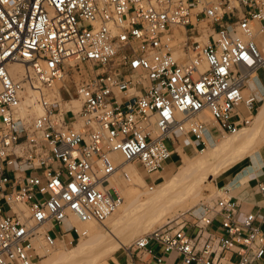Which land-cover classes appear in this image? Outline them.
Here are the masks:
<instances>
[{"label":"built area","instance_id":"obj_1","mask_svg":"<svg viewBox=\"0 0 264 264\" xmlns=\"http://www.w3.org/2000/svg\"><path fill=\"white\" fill-rule=\"evenodd\" d=\"M258 70L264 0H0V264H36V242L54 248L63 224L80 237L72 217L104 223L123 200L116 183L130 180L124 165L151 177L170 158L166 140L203 149L249 124ZM28 90L39 114L20 113ZM228 191L214 186L135 237L126 264L131 251L260 264V218H238Z\"/></svg>","mask_w":264,"mask_h":264},{"label":"rangeland","instance_id":"obj_2","mask_svg":"<svg viewBox=\"0 0 264 264\" xmlns=\"http://www.w3.org/2000/svg\"><path fill=\"white\" fill-rule=\"evenodd\" d=\"M260 75L261 78L264 79L262 72H260ZM69 87L72 88L73 83L70 82ZM262 98L258 102L257 108L262 103ZM239 108L242 113L245 112L242 106ZM255 113L253 115H255ZM253 121L254 116L251 122L243 127L250 128ZM254 130L256 134L254 137L249 138L250 141L247 140L239 143L231 149L219 151L210 161L201 166L192 165V162L188 163V161L194 159V157L199 158L201 156L199 153H205L210 145H213L215 142L227 140L236 133H228L224 137H220L216 141L209 143L210 145L208 144L203 149L201 146H199L197 150L192 148V151L189 154L181 152V161L176 163V165L170 169L165 166L162 170L154 172L151 177L146 176L139 163L124 165V169L126 171H128V168L130 167L135 168L137 170V174H139L142 178V183H140V185L134 184L131 176L129 182L119 180L120 184L118 187L123 199L119 207L124 205L123 213L121 215H117L116 210H118V207L114 213L111 214L109 217L110 219L107 218L104 223L97 224L90 222V229L88 230L85 226L77 224L79 229L87 230L86 235L80 237L74 236L70 244L65 243L66 240H56L57 243L55 247L52 248L49 253L42 255L37 260L36 264H66L65 262L54 263V258H52L53 260L51 259L53 262H50L49 258L53 253L54 255L59 253L69 254V252H71L69 251L70 249L76 247L82 242L86 243L84 245L85 249L81 251L80 256L70 257L69 255L67 257L69 264H108L107 261L109 257L117 249L126 247L138 235L165 223L167 220L174 218L179 213L187 215L191 210H193L196 204L203 199L209 191H213L214 177L219 172L222 164L225 163V158L242 152L250 144H253V142L255 143L253 149L254 152L264 142V120L262 124ZM166 144L169 148L173 147L170 140H166ZM250 154L245 157V160L251 157ZM170 159L171 158H168L167 161H170ZM238 164L235 166H238ZM22 168L27 170L26 167ZM178 170H181V177L177 182H175L173 188L167 193L165 199L157 197V193L160 189L156 188V185L163 182L170 174ZM189 205L191 206L189 207ZM105 225L108 226L107 230L104 228ZM89 231L92 235L94 234L92 238H97L96 236L99 234L97 232H101L98 237V241H89L91 240L88 235ZM118 241H121L122 244L117 245ZM112 245L116 247L108 251L105 250Z\"/></svg>","mask_w":264,"mask_h":264},{"label":"crops","instance_id":"obj_3","mask_svg":"<svg viewBox=\"0 0 264 264\" xmlns=\"http://www.w3.org/2000/svg\"><path fill=\"white\" fill-rule=\"evenodd\" d=\"M260 72H262V75L264 76V70H258L255 75L256 79L252 78L249 82L250 87L253 89L254 93L259 99H261L264 95V79L261 78ZM263 106L264 97L262 98V103L254 115V120H256L261 114ZM263 120L264 117L258 122L256 127L260 126ZM245 128L246 127H241L235 133H243L241 130H244ZM255 134L256 133H254V135ZM178 139V142L174 143L173 147L170 148V161H166L165 164V166H167L169 169L181 161V152L189 154L191 153L192 148L197 150L199 147V142L193 139L188 140L183 137ZM215 144L216 142L213 145H209L214 146ZM235 146L237 145H234L233 147ZM254 146L255 143L253 142V144H250L245 150L236 154L231 160L223 163L219 169V172L214 177L213 185L216 187H227L229 189V195L235 198L238 202V218L244 217L245 213L249 211L256 212L260 218L259 227L264 234V195L259 193L257 190V182L259 180H264V142L257 148L256 151L253 152ZM233 147H230L229 149ZM249 154L251 157L245 160V157ZM237 164L238 166H235ZM163 182L157 184L156 186L161 185ZM55 230L57 233H63V241L67 239H73L74 236H76L66 224H63L60 229L56 228ZM57 240L60 239L58 238ZM154 248L156 253L159 254L161 252L159 247ZM130 256L136 257L137 264H158L152 256H143L140 252L131 251ZM230 257L232 260L237 259L235 254L227 253L226 258ZM128 258L129 254L126 252V250L124 248H120L109 257L107 262L108 264H126ZM180 261V256L173 252L164 256L162 262L159 264H180ZM225 264L231 263L225 262ZM260 264H264V261L260 262Z\"/></svg>","mask_w":264,"mask_h":264},{"label":"bare ground","instance_id":"obj_4","mask_svg":"<svg viewBox=\"0 0 264 264\" xmlns=\"http://www.w3.org/2000/svg\"><path fill=\"white\" fill-rule=\"evenodd\" d=\"M9 70H10L12 76H17L18 74L21 73V71L23 70V68H22V66L20 64L14 63V64H12L9 67ZM253 79H256V77L253 76ZM27 92L28 93L24 96V99H23V102H22V107L20 109V113H22V114H26V113L39 114L42 111V108L36 102L37 93L35 91H32V90H28ZM72 104L74 106H76V107H78V105H79L78 101L77 100H74V99L72 100ZM263 117H264V106L262 108L261 114L258 116V118L256 120L253 121V124H252V126L250 128L248 127V128H245L244 130H241V131H243V133L242 132H238L235 135L231 136L227 140H223V141L216 142V144L214 146H210L206 150L205 153H202V154L199 153V155H201L199 158L194 157V159L189 160L188 163L189 162H192V165L193 164L194 165H200V166L201 165H204L206 162L210 161L216 155V153H218L219 151L227 150L230 147H233L234 145H238L239 143L244 142V141H247V140L250 141L249 138H252L253 137V135L255 133V130L254 129H255L256 125L258 124V122ZM239 129L235 130L233 133H235ZM229 134H232V133H229ZM208 144H209V142H208ZM234 156L225 158L224 159V162L231 160ZM127 172H128L129 177L130 176L132 177V182L134 184H139L140 185V183H142V180H141L142 178H141V176L139 174H137L135 168H131L130 167V168H128V171ZM180 177H181V170H178V171L173 172L172 174H170L168 176V178L165 179V181L161 185L156 186V188L160 189L158 191V193H157V197H161V198L165 199L167 193L173 188L175 182H177ZM119 184H120V181H118L116 183L117 186H119ZM190 206L191 205H189V207ZM175 210H176V208H175ZM116 211H117L116 212L117 215H121L123 213V211H124V205L120 206L118 208V210H116ZM108 219H110V218L108 217ZM90 222H94V221L80 222L76 218L72 217V223H74L76 226H77V224H81L82 226H85L87 228V230L90 229ZM104 228H105V230H107L108 229V226L105 225ZM78 230L80 232H82L81 233V236L87 234V230L86 229H79L78 228ZM97 233H99L98 236H96L97 238H92L94 236V234L92 235L90 233V231H89L88 235L91 238V240H89V241H98V237L100 236L101 232H97ZM92 239H95V240H92ZM118 242H117V245L122 244L121 241H118ZM85 244L86 243H83V242L82 243H79L76 247H74V248H72V249L69 250V251H71V252H69V254L59 253L57 255H54V253H53L51 255V257L49 258V261L51 262L53 260L52 258H54L55 259L54 260L55 261L54 263L65 262L66 264H69V261H68V258L67 257L69 255H70V257L71 256L72 257L80 256L81 251H83V249H85V246H84ZM36 245H37V251L41 255H45V254H47V253H49L51 251V248H48L47 246H44L41 241H37L36 242ZM114 245H116V244H114ZM116 246H113L112 245L111 247H108L105 250L108 251V250L114 249ZM97 260H99V259H97Z\"/></svg>","mask_w":264,"mask_h":264}]
</instances>
